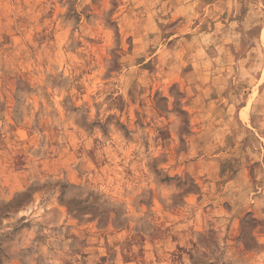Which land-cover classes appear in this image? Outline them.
I'll return each instance as SVG.
<instances>
[{
	"label": "rangeland",
	"instance_id": "1",
	"mask_svg": "<svg viewBox=\"0 0 264 264\" xmlns=\"http://www.w3.org/2000/svg\"><path fill=\"white\" fill-rule=\"evenodd\" d=\"M0 264H264V0H0Z\"/></svg>",
	"mask_w": 264,
	"mask_h": 264
}]
</instances>
